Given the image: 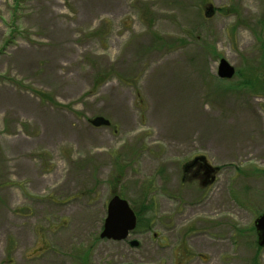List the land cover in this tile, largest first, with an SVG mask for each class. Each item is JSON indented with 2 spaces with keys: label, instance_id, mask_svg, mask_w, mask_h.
Returning <instances> with one entry per match:
<instances>
[{
  "label": "rangeland",
  "instance_id": "rangeland-1",
  "mask_svg": "<svg viewBox=\"0 0 264 264\" xmlns=\"http://www.w3.org/2000/svg\"><path fill=\"white\" fill-rule=\"evenodd\" d=\"M263 211L264 0H0V264H264Z\"/></svg>",
  "mask_w": 264,
  "mask_h": 264
},
{
  "label": "water",
  "instance_id": "water-1",
  "mask_svg": "<svg viewBox=\"0 0 264 264\" xmlns=\"http://www.w3.org/2000/svg\"><path fill=\"white\" fill-rule=\"evenodd\" d=\"M218 75L221 78L230 79L235 75V67L225 58L220 59ZM95 126L109 125V119L103 116H96L91 120ZM212 167L211 165H209ZM212 169H214L212 167ZM138 216L131 207L129 201L119 194H114L107 204V215L104 220L100 237L111 240H125L136 229ZM258 245L264 248V211L255 219ZM131 245L137 246V240H131Z\"/></svg>",
  "mask_w": 264,
  "mask_h": 264
},
{
  "label": "flooded vegetation",
  "instance_id": "flooded-vegetation-1",
  "mask_svg": "<svg viewBox=\"0 0 264 264\" xmlns=\"http://www.w3.org/2000/svg\"><path fill=\"white\" fill-rule=\"evenodd\" d=\"M209 165L210 164L205 157H198L192 162L186 164L184 170H192V176L199 179L202 185H206L207 182L213 181L216 176V169L214 167V169H212ZM209 176L211 177L210 179Z\"/></svg>",
  "mask_w": 264,
  "mask_h": 264
},
{
  "label": "trees",
  "instance_id": "trees-1",
  "mask_svg": "<svg viewBox=\"0 0 264 264\" xmlns=\"http://www.w3.org/2000/svg\"><path fill=\"white\" fill-rule=\"evenodd\" d=\"M219 10H221V11H226L227 9L226 8H219ZM259 81H260V79H259ZM10 255V253L7 251V257ZM10 257V256H9Z\"/></svg>",
  "mask_w": 264,
  "mask_h": 264
}]
</instances>
